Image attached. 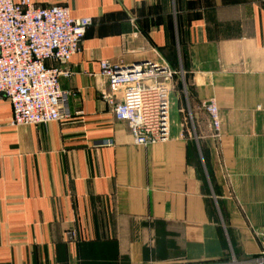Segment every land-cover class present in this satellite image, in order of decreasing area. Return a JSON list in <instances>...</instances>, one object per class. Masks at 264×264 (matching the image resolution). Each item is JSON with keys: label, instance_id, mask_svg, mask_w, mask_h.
Segmentation results:
<instances>
[{"label": "crops", "instance_id": "0c3cea01", "mask_svg": "<svg viewBox=\"0 0 264 264\" xmlns=\"http://www.w3.org/2000/svg\"><path fill=\"white\" fill-rule=\"evenodd\" d=\"M18 2L19 0H14ZM92 25L60 68L67 123L0 98V264H230L264 244V0H31ZM177 72L169 140L141 147L101 63ZM176 68H179L178 71ZM181 88V89H180ZM215 102L216 134L203 109Z\"/></svg>", "mask_w": 264, "mask_h": 264}, {"label": "built area", "instance_id": "2783aa9c", "mask_svg": "<svg viewBox=\"0 0 264 264\" xmlns=\"http://www.w3.org/2000/svg\"><path fill=\"white\" fill-rule=\"evenodd\" d=\"M91 25V19H74L63 6L0 0V98L12 107L11 126H45L71 120V94L59 85L63 72L48 68L47 62L69 64L81 52ZM174 74L168 66L150 62L131 68L101 63V75L108 83V94L103 99L113 106L115 119L127 124L137 146H154L169 140V81ZM203 109L211 129L219 134L217 104L204 103ZM259 236L264 244V232ZM230 264H264V248L258 256Z\"/></svg>", "mask_w": 264, "mask_h": 264}, {"label": "rangeland", "instance_id": "374dc122", "mask_svg": "<svg viewBox=\"0 0 264 264\" xmlns=\"http://www.w3.org/2000/svg\"><path fill=\"white\" fill-rule=\"evenodd\" d=\"M176 69L178 71L179 68H176ZM173 72H175V71H173ZM175 73H177V72H175ZM169 83L171 85L172 90L178 91L179 90V87H181V83H180V80H179V76L177 74H174L173 75V77H172V79H170Z\"/></svg>", "mask_w": 264, "mask_h": 264}, {"label": "water", "instance_id": "95a60500", "mask_svg": "<svg viewBox=\"0 0 264 264\" xmlns=\"http://www.w3.org/2000/svg\"><path fill=\"white\" fill-rule=\"evenodd\" d=\"M144 62H150V63H152V64H157V63H155V62H152V61H148V60H146V61H144ZM139 63H141V62H139ZM136 64H138V63H136ZM157 65H159V64H157ZM117 66V65H116ZM133 65H129V66H126V67H128V68H131Z\"/></svg>", "mask_w": 264, "mask_h": 264}]
</instances>
